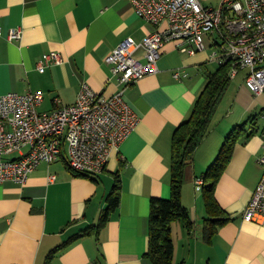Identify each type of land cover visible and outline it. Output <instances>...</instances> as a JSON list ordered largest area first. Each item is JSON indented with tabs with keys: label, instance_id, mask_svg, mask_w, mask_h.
Segmentation results:
<instances>
[{
	"label": "crops",
	"instance_id": "crops-1",
	"mask_svg": "<svg viewBox=\"0 0 264 264\" xmlns=\"http://www.w3.org/2000/svg\"><path fill=\"white\" fill-rule=\"evenodd\" d=\"M132 1L0 0V95L41 92V113L55 111L60 106L57 99L61 105L75 104L84 83L105 97L116 95L123 87L107 57L126 39L141 42L167 27L140 18ZM13 29L23 31L20 41L9 39ZM181 45L185 44L167 43L161 49L159 72L127 87L125 100L140 122L112 150L103 173L76 175L65 152L50 165L40 163L23 186L0 184V264H45L55 250L52 264H154L146 256L151 204L171 197L174 133L190 118L209 75L220 67L212 59L208 39L206 50L194 55L183 53ZM53 52L61 55L63 64L41 73L40 61ZM138 56L143 57V52ZM236 86L238 97L251 101L250 110L264 105V94L256 97L244 84ZM232 125V130L241 126L232 123L225 133L232 132ZM261 131L238 142L217 184L216 198L226 222L210 244L202 237L207 218L204 202L196 196L203 187L197 179L206 173L197 166L204 143L198 148L186 167L182 191L194 230L189 232L181 222L172 225L173 264H264V220L244 218L263 173L258 162ZM115 173L121 177L119 208L98 233L69 242L98 226Z\"/></svg>",
	"mask_w": 264,
	"mask_h": 264
},
{
	"label": "built area",
	"instance_id": "built-area-1",
	"mask_svg": "<svg viewBox=\"0 0 264 264\" xmlns=\"http://www.w3.org/2000/svg\"><path fill=\"white\" fill-rule=\"evenodd\" d=\"M136 14L165 29L150 33L143 41H123L107 57L113 74L123 87L112 97L82 84L73 105H60L51 113H41V92L0 95V184L25 185L42 162L52 164L64 149L69 168L88 175H100L108 165L112 150L137 128L140 119L125 100L127 87L159 72L161 49L179 42L190 55L203 52L207 39L212 59L232 63L230 77L245 72V87L256 97L264 94V0H222L218 7L203 0H133ZM23 31L13 29L11 41H20ZM142 51L143 57L138 53ZM142 58V59H141ZM63 64L59 53L43 57L38 65L44 73L52 65ZM180 76V72L176 73ZM13 158H9L12 157ZM258 162L263 169L244 218L264 220V140ZM201 188L203 178L197 179Z\"/></svg>",
	"mask_w": 264,
	"mask_h": 264
},
{
	"label": "trees",
	"instance_id": "trees-1",
	"mask_svg": "<svg viewBox=\"0 0 264 264\" xmlns=\"http://www.w3.org/2000/svg\"><path fill=\"white\" fill-rule=\"evenodd\" d=\"M232 63L220 64L219 69L209 75L207 86L195 104L190 118L182 123L174 133L172 140L171 158V197L168 200L154 199L151 204V216L149 227V248L146 256L154 264H173L174 261V240L172 236V225L175 222L183 223L184 227L191 232L194 224L189 211L182 202V191L185 181L186 167L192 163L194 156L208 137L214 116L220 101L228 90L232 78L230 72ZM264 119V109L260 113ZM258 116L251 117L246 123H251V130L248 131L245 125L235 127L226 136L216 161L204 174L202 187V200L207 213L204 221L202 237L204 242L210 244L218 233L220 227L225 224L222 220L224 211L216 198V187L231 161L232 154L238 142L244 138H251L260 132ZM264 135V128L261 131ZM66 152L64 149L63 154ZM70 169V168H69ZM78 176H90L88 174L76 173ZM121 177L115 173V184L107 198V208L100 217L98 226L88 228L74 236L69 242L78 240L81 237L98 233L110 220L113 213L117 211L120 204ZM56 250L47 258L45 264H52Z\"/></svg>",
	"mask_w": 264,
	"mask_h": 264
},
{
	"label": "rangeland",
	"instance_id": "rangeland-1",
	"mask_svg": "<svg viewBox=\"0 0 264 264\" xmlns=\"http://www.w3.org/2000/svg\"><path fill=\"white\" fill-rule=\"evenodd\" d=\"M221 1L222 0H203L206 6L213 7H218ZM209 51L211 52V54H213L214 52L211 49ZM214 68L216 67L214 66ZM244 81L245 72H243L237 80H232L230 87L226 91L225 95L219 103L214 116L212 117L213 123L211 126V130L208 137L205 139L206 141L203 142L204 144L202 145L200 152L198 153L199 159L197 161V166L199 170L204 173L207 172L210 166L216 161L221 147L225 142L226 135L230 132L228 131L227 133H225V130L232 123L241 125L249 121L251 117L258 116V126H260L262 129L264 128V119L260 116L264 105L260 103L259 105L255 106L254 109L250 110L248 106H250L251 101L247 103L246 100H241L238 97L239 92L237 91L238 86L236 85H238V82L244 84ZM232 128L233 125L230 127V129L232 130ZM246 128L247 130H249L251 128V123H248ZM196 196L199 199L200 203H202L203 205L201 193H197Z\"/></svg>",
	"mask_w": 264,
	"mask_h": 264
}]
</instances>
